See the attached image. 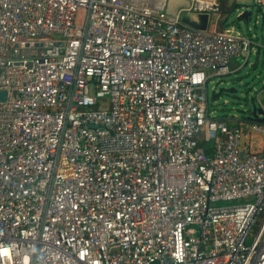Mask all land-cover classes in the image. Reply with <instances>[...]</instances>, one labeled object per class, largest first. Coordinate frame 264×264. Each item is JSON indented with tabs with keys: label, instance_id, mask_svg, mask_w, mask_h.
<instances>
[{
	"label": "built area",
	"instance_id": "1",
	"mask_svg": "<svg viewBox=\"0 0 264 264\" xmlns=\"http://www.w3.org/2000/svg\"><path fill=\"white\" fill-rule=\"evenodd\" d=\"M220 13L0 0V264H264V155L243 143L264 106L230 123L207 96L259 45Z\"/></svg>",
	"mask_w": 264,
	"mask_h": 264
},
{
	"label": "rangeland",
	"instance_id": "2",
	"mask_svg": "<svg viewBox=\"0 0 264 264\" xmlns=\"http://www.w3.org/2000/svg\"><path fill=\"white\" fill-rule=\"evenodd\" d=\"M227 6L229 12L225 15L227 17L226 26L246 33L252 36L255 42L264 44V22L261 21L260 17H257V10L259 9L252 7V0H227ZM244 11L250 13L248 20H237L238 14ZM84 14L85 12L82 10L77 11L74 20L76 26L82 25ZM215 17V14L209 15L208 24L210 28L215 24ZM254 60V56L251 55L248 64L240 72L223 78H213L212 83L207 85L208 108L211 115L227 119L236 117L237 120L245 121L252 106L256 103L258 93H260L259 99L264 103V92H260L264 88V69L261 60L254 67H250ZM221 89H234L236 93L219 92ZM251 141L253 150H256V143L258 141L264 142V137L252 133ZM234 203L238 202H219L217 205L227 206ZM255 228L256 225L253 229Z\"/></svg>",
	"mask_w": 264,
	"mask_h": 264
},
{
	"label": "water",
	"instance_id": "3",
	"mask_svg": "<svg viewBox=\"0 0 264 264\" xmlns=\"http://www.w3.org/2000/svg\"><path fill=\"white\" fill-rule=\"evenodd\" d=\"M185 1L187 2V5L185 7H187L189 5L190 0H185ZM259 16H260L261 21L264 22V12L260 11ZM248 17H250V13L248 11H244L238 14L237 20L243 19L247 21ZM181 20L183 23H185L186 25L192 28L204 30L206 29L208 17L206 15L183 14ZM253 56L255 60H254V63L250 65V67H254L257 64V62L261 60L262 68L264 69V46H260V47L258 46ZM219 92H227L228 94H234L236 93V90L234 89L222 90L221 89ZM4 98H5V92L0 91V101L4 100ZM260 113L261 111L255 103L252 106L251 112L249 113L248 118L245 121L253 120Z\"/></svg>",
	"mask_w": 264,
	"mask_h": 264
},
{
	"label": "crops",
	"instance_id": "4",
	"mask_svg": "<svg viewBox=\"0 0 264 264\" xmlns=\"http://www.w3.org/2000/svg\"><path fill=\"white\" fill-rule=\"evenodd\" d=\"M138 1H140V0H138ZM150 1H155V0H150ZM206 1H216V2H218L219 3V7H220V4H221V2H222V0H206ZM187 5V2L185 1V0H165V8H166V10L168 11V13L169 14H175V13H177V12H179V10L181 9V8H184L185 6ZM253 7V6H252ZM220 12H222L221 11V9H220ZM241 13V12H240ZM259 14H260V11L259 10H257V17H260L259 16ZM192 15H206V14H192ZM207 17H208V15H206ZM222 18V19H221ZM249 18V17H248ZM220 20H223V17H222V14L220 13ZM208 21H209V17H208V20H207V25H206V27H208ZM220 22V21H219ZM217 28L219 29V30H223V29H225V28H228L227 26H224L222 29H220V26H219V24H218V26H217ZM252 37V36H251ZM254 40V39H253ZM258 45H259V47L260 46H264L262 43H258V42H256ZM254 54V53H253ZM252 54V55H253ZM249 61V60H248ZM241 64V61L239 60V59H235V60H233L232 61V64H231V70L232 71H235L234 73H232V74H236V73H238V72H240L247 64H245L243 67H241V68H239V65ZM226 77V76H225ZM213 91H215V88H213ZM260 92H264V88L260 91ZM259 95H260V93H258L257 95H256V105H257V103H258V101H260L262 104H263V106H264V103L259 99ZM234 118H236V117H234ZM225 119H227V118H225ZM230 119V118H229ZM260 118L257 116V117H255L254 118V120H259ZM237 120V119H236ZM231 123H242V125H244V120H237L236 122H233V121H230ZM264 137V136H263ZM243 140H245L243 143H244V147H245V149L248 151H251V152H254V153H260V154H262V155H264V142L263 141H258L257 143H256V150H253V148H252V145H253V143H252V141H251V136H250V134H247V136H246V138H244Z\"/></svg>",
	"mask_w": 264,
	"mask_h": 264
},
{
	"label": "trees",
	"instance_id": "5",
	"mask_svg": "<svg viewBox=\"0 0 264 264\" xmlns=\"http://www.w3.org/2000/svg\"><path fill=\"white\" fill-rule=\"evenodd\" d=\"M220 9L222 11L221 14H222L223 20H220L219 26H220V29H222L224 26L227 25V17L225 16L229 12V7L227 6V0H222L220 4ZM199 144L201 146H204L205 143L203 141H199Z\"/></svg>",
	"mask_w": 264,
	"mask_h": 264
}]
</instances>
